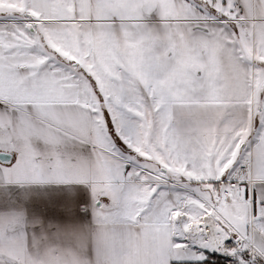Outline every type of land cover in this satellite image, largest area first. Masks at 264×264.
Segmentation results:
<instances>
[{
  "label": "snow or ice",
  "instance_id": "obj_1",
  "mask_svg": "<svg viewBox=\"0 0 264 264\" xmlns=\"http://www.w3.org/2000/svg\"><path fill=\"white\" fill-rule=\"evenodd\" d=\"M264 264V0H0V264Z\"/></svg>",
  "mask_w": 264,
  "mask_h": 264
},
{
  "label": "trees",
  "instance_id": "obj_2",
  "mask_svg": "<svg viewBox=\"0 0 264 264\" xmlns=\"http://www.w3.org/2000/svg\"><path fill=\"white\" fill-rule=\"evenodd\" d=\"M211 261H209V263H212V264H227L225 263V260L223 257H220V256H211Z\"/></svg>",
  "mask_w": 264,
  "mask_h": 264
},
{
  "label": "crops",
  "instance_id": "obj_3",
  "mask_svg": "<svg viewBox=\"0 0 264 264\" xmlns=\"http://www.w3.org/2000/svg\"><path fill=\"white\" fill-rule=\"evenodd\" d=\"M224 259H225V258H224ZM209 261H211V259H210ZM225 263H227V260H225ZM209 264H212V263H209Z\"/></svg>",
  "mask_w": 264,
  "mask_h": 264
}]
</instances>
